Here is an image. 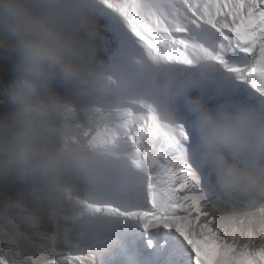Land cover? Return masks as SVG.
<instances>
[{"label": "clouds", "instance_id": "clouds-1", "mask_svg": "<svg viewBox=\"0 0 264 264\" xmlns=\"http://www.w3.org/2000/svg\"><path fill=\"white\" fill-rule=\"evenodd\" d=\"M110 16L103 0H0V48L16 59L11 111L0 115V175L30 181L52 203L74 201L75 182L93 189L142 185L144 170L123 136L86 135L68 119L71 104L53 87L59 82L92 115L90 123L80 117L84 127L118 129L130 108L183 125L184 153L206 171L203 189L217 226L227 234L264 233V97L210 106L202 89L229 77L199 50L190 66L178 65L121 36L120 50L98 61L95 36Z\"/></svg>", "mask_w": 264, "mask_h": 264}, {"label": "snow or ice", "instance_id": "snow-or-ice-1", "mask_svg": "<svg viewBox=\"0 0 264 264\" xmlns=\"http://www.w3.org/2000/svg\"><path fill=\"white\" fill-rule=\"evenodd\" d=\"M103 4L114 30L146 54L190 66L199 50L210 55L241 90L264 97V0H103ZM82 116L88 123L93 118L87 111ZM73 118L86 135L123 136L145 179L134 202L122 212L102 209L128 217L123 230L96 240L91 250L68 247L65 259L50 264H97V260L102 264H264V233L227 234L217 226L201 180L184 153L188 133L183 125H165L150 109L123 110L118 129L84 127L70 105L68 119ZM31 198L37 206L31 209L21 200L0 202L11 226V235L4 236L14 246L11 254L0 253V264H27L31 249L41 256L62 255L56 252L58 236L39 230L38 206L45 197L34 188ZM48 214L55 219L59 212L49 209ZM9 215L18 222L8 220ZM25 224L47 248L20 231ZM32 264H37L34 258Z\"/></svg>", "mask_w": 264, "mask_h": 264}, {"label": "trees", "instance_id": "trees-1", "mask_svg": "<svg viewBox=\"0 0 264 264\" xmlns=\"http://www.w3.org/2000/svg\"><path fill=\"white\" fill-rule=\"evenodd\" d=\"M15 63L16 59L15 56L6 52L3 48H0V84H6L8 82L13 83L15 77ZM54 90L63 98H65L68 102H70V96L68 92V86L62 83H55L53 85ZM11 106L9 105H2L0 104V115L4 113L10 112ZM82 114L79 115V118ZM82 120V119H80ZM14 185L12 190L7 188V185ZM35 187L31 184L30 181L22 180L18 176L14 174H7V175H0V202H2L6 198L14 199V200H21L26 207L35 208L36 205L33 204L31 193ZM43 196V194L41 193ZM44 197V196H43ZM51 202L45 198H42L39 204V209L41 211V224H40V231L47 232L52 234L53 230H58L59 222L58 219H50L51 217L48 214V210L51 209ZM8 220H11L13 223L18 222V218L12 215L8 216ZM20 231L26 236L34 237L33 242L40 244V238L36 237L33 230L28 225L20 226ZM8 233L11 235V226L5 221L4 219V209L2 203H0V250L4 252L12 253L14 246L5 238L4 234ZM58 244V252L61 253L64 251L65 248L64 242L60 239L57 240ZM25 246L22 245L21 254L23 255V248ZM33 251L35 249L30 250V256H33ZM26 256L25 259H27Z\"/></svg>", "mask_w": 264, "mask_h": 264}, {"label": "bare ground", "instance_id": "bare-ground-1", "mask_svg": "<svg viewBox=\"0 0 264 264\" xmlns=\"http://www.w3.org/2000/svg\"><path fill=\"white\" fill-rule=\"evenodd\" d=\"M214 88L218 91H225V92L230 93L232 95H234L235 93L241 92L240 90H238L234 86H230V85H215Z\"/></svg>", "mask_w": 264, "mask_h": 264}]
</instances>
